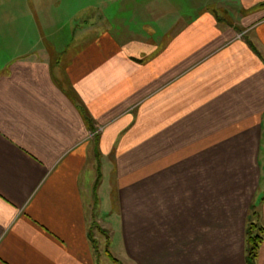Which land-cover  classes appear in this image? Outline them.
Instances as JSON below:
<instances>
[{"label":"crops","instance_id":"crops-1","mask_svg":"<svg viewBox=\"0 0 264 264\" xmlns=\"http://www.w3.org/2000/svg\"><path fill=\"white\" fill-rule=\"evenodd\" d=\"M144 3L7 28L0 264H264V0Z\"/></svg>","mask_w":264,"mask_h":264},{"label":"rangeland","instance_id":"rangeland-1","mask_svg":"<svg viewBox=\"0 0 264 264\" xmlns=\"http://www.w3.org/2000/svg\"><path fill=\"white\" fill-rule=\"evenodd\" d=\"M111 1L112 0H0V47L3 46L2 44L8 42L6 38L7 28L13 29L15 26L32 25L30 22L33 21L34 18L38 22L37 24L41 25L48 24L50 19L51 21L59 20L58 22L60 23H64L65 21L66 25L70 26L67 21L70 19L74 21V19L77 18L86 19V24L96 21L98 25L100 21L99 15L103 6ZM138 1L141 5L145 4V0ZM215 20L218 23L222 21V19L218 18ZM238 26H243V24L238 23ZM238 34L239 33H237L234 38L242 40L243 34ZM11 55H9L6 50H0V58H6V56Z\"/></svg>","mask_w":264,"mask_h":264},{"label":"trees","instance_id":"trees-1","mask_svg":"<svg viewBox=\"0 0 264 264\" xmlns=\"http://www.w3.org/2000/svg\"><path fill=\"white\" fill-rule=\"evenodd\" d=\"M256 228L257 232L253 234L252 231ZM264 229L261 227H256L255 225H249L247 227V238H246V251L247 254L250 256L255 257L257 255V249L258 246L262 240V234H263Z\"/></svg>","mask_w":264,"mask_h":264},{"label":"built area","instance_id":"built-area-1","mask_svg":"<svg viewBox=\"0 0 264 264\" xmlns=\"http://www.w3.org/2000/svg\"><path fill=\"white\" fill-rule=\"evenodd\" d=\"M101 131H102V127H99V128L96 129L95 133L97 134V133H99Z\"/></svg>","mask_w":264,"mask_h":264}]
</instances>
